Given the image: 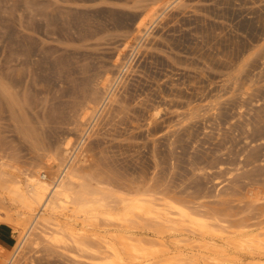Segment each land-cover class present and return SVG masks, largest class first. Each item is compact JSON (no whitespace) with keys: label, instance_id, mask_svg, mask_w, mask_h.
<instances>
[{"label":"rangeland","instance_id":"374dc122","mask_svg":"<svg viewBox=\"0 0 264 264\" xmlns=\"http://www.w3.org/2000/svg\"><path fill=\"white\" fill-rule=\"evenodd\" d=\"M71 164L108 208L264 232V0H0V264L28 233L12 264H89L1 196Z\"/></svg>","mask_w":264,"mask_h":264},{"label":"bare ground","instance_id":"6f19581e","mask_svg":"<svg viewBox=\"0 0 264 264\" xmlns=\"http://www.w3.org/2000/svg\"><path fill=\"white\" fill-rule=\"evenodd\" d=\"M65 151L68 154L69 148ZM64 167L52 183L39 173L36 178L29 177L26 185L1 186L2 200L19 205L26 215L40 206L43 216L35 217V225L51 230V243L62 246L63 251L73 247L89 264L96 258L104 260L101 264H264V232L246 234L240 229L226 236L215 231L206 217L194 216L190 206L189 212L177 203L158 209L162 204L157 208L156 201L155 205L140 196L120 197L117 208H108L104 198L84 192L72 164ZM57 211L73 216H52ZM30 235L17 242L7 264H12Z\"/></svg>","mask_w":264,"mask_h":264}]
</instances>
